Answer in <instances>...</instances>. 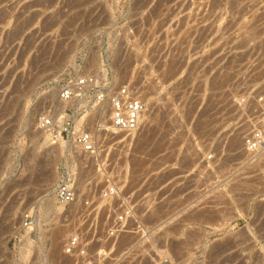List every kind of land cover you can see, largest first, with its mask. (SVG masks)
Segmentation results:
<instances>
[{
    "label": "rangeland",
    "instance_id": "rangeland-1",
    "mask_svg": "<svg viewBox=\"0 0 264 264\" xmlns=\"http://www.w3.org/2000/svg\"><path fill=\"white\" fill-rule=\"evenodd\" d=\"M81 75L147 107L88 156L38 126L67 107L98 131L87 93L59 100ZM263 92L264 0H0V264H264V151L243 147Z\"/></svg>",
    "mask_w": 264,
    "mask_h": 264
},
{
    "label": "built area",
    "instance_id": "built-area-1",
    "mask_svg": "<svg viewBox=\"0 0 264 264\" xmlns=\"http://www.w3.org/2000/svg\"><path fill=\"white\" fill-rule=\"evenodd\" d=\"M87 93V99L93 102L98 108L106 107L108 126L111 132L132 134L142 125L147 107L141 95L137 94L134 88L129 85L109 87L100 84L96 77L92 75H81L65 84L59 91V100L68 103L75 98H81ZM256 104L259 108L258 124L243 139L244 149L255 154L264 151V92L257 95ZM65 108V117L56 118L53 113L44 116L39 121V128L48 131L52 141H66L71 143L80 153L88 156L99 151L98 133L106 131L104 127H97L94 133L77 126L78 122L67 112H74V109ZM106 198L114 197L118 194V189L114 184L109 183L102 189ZM76 188L69 181H61L55 189V199L58 207L68 208L75 202ZM88 204V203H87ZM134 217V209L125 204L121 206L119 213L115 214L114 223L119 228L123 227ZM31 221L30 215L25 217L24 225ZM111 236L118 232L112 228L109 231ZM82 247L77 235L71 236L66 243V253L78 252Z\"/></svg>",
    "mask_w": 264,
    "mask_h": 264
},
{
    "label": "bare ground",
    "instance_id": "bare-ground-1",
    "mask_svg": "<svg viewBox=\"0 0 264 264\" xmlns=\"http://www.w3.org/2000/svg\"><path fill=\"white\" fill-rule=\"evenodd\" d=\"M61 103L62 104H64V102H62L61 101ZM97 115H101L102 117H103V119H105V121H101V122H99V123H97L96 124V127H100V126H102V127H104V129L105 130H107V129H109V126H108V118H107V112H105L104 111V109L103 108H98L97 109V111H96V116ZM158 120H159V118H158ZM161 122V121H160ZM159 122V123H160ZM161 124V123H160ZM160 128V127H159ZM159 146V145H158ZM139 160V159H138ZM135 164V163H134ZM142 164H143V161H142V163L141 162H137L136 163V167H138V169L140 168V166H142ZM135 167V168H136ZM143 167V166H142Z\"/></svg>",
    "mask_w": 264,
    "mask_h": 264
}]
</instances>
